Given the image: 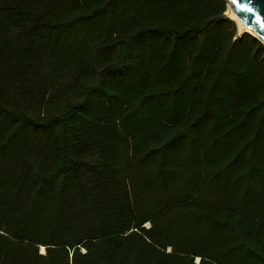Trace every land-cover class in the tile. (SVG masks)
<instances>
[{
    "label": "trees",
    "instance_id": "1",
    "mask_svg": "<svg viewBox=\"0 0 264 264\" xmlns=\"http://www.w3.org/2000/svg\"><path fill=\"white\" fill-rule=\"evenodd\" d=\"M225 12L0 0V264H264V46Z\"/></svg>",
    "mask_w": 264,
    "mask_h": 264
},
{
    "label": "water",
    "instance_id": "2",
    "mask_svg": "<svg viewBox=\"0 0 264 264\" xmlns=\"http://www.w3.org/2000/svg\"><path fill=\"white\" fill-rule=\"evenodd\" d=\"M228 14L240 21L246 31L264 46V0H224ZM232 20V19H231Z\"/></svg>",
    "mask_w": 264,
    "mask_h": 264
},
{
    "label": "bare ground",
    "instance_id": "3",
    "mask_svg": "<svg viewBox=\"0 0 264 264\" xmlns=\"http://www.w3.org/2000/svg\"><path fill=\"white\" fill-rule=\"evenodd\" d=\"M229 16L233 19V21L236 24V27L239 31H246V28L244 27V25L238 21L233 15L232 13H229ZM40 251L43 253V248H40Z\"/></svg>",
    "mask_w": 264,
    "mask_h": 264
},
{
    "label": "rangeland",
    "instance_id": "4",
    "mask_svg": "<svg viewBox=\"0 0 264 264\" xmlns=\"http://www.w3.org/2000/svg\"><path fill=\"white\" fill-rule=\"evenodd\" d=\"M224 15L227 16L228 18L232 19V18L229 16V14H228V9H227V8H226V12L224 13ZM232 20H233V19H232ZM237 33H238V34H241V33H243V31H239V30L237 29ZM196 261H198V259H197Z\"/></svg>",
    "mask_w": 264,
    "mask_h": 264
}]
</instances>
